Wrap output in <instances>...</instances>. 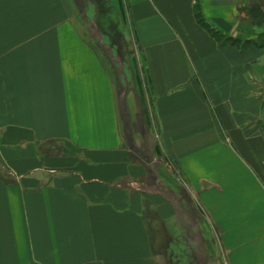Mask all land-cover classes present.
Wrapping results in <instances>:
<instances>
[{"label":"crops","instance_id":"1","mask_svg":"<svg viewBox=\"0 0 264 264\" xmlns=\"http://www.w3.org/2000/svg\"><path fill=\"white\" fill-rule=\"evenodd\" d=\"M178 258L264 264V0H0V264Z\"/></svg>","mask_w":264,"mask_h":264},{"label":"rangeland","instance_id":"2","mask_svg":"<svg viewBox=\"0 0 264 264\" xmlns=\"http://www.w3.org/2000/svg\"><path fill=\"white\" fill-rule=\"evenodd\" d=\"M97 4V7L99 8V10H102V4L101 2H96ZM111 14V15H110ZM110 14H107L105 12H100L97 16H96V20L97 22H99L100 20H103V23H104V20H107V23H104V24H101V23H98L99 25L96 26V29L99 27L102 28L100 30H104V29H107L109 30V32L111 33H114V36L116 38V40H113L114 41V53L119 55L121 53V47H119L117 44H119L118 41H121V38H120V32H122L125 36L126 34V43H125V46H128V48L130 49L129 51H133L135 49V44H136V39H135V32H134V25L131 21V18L127 15V18H126V23L124 22H118L117 19H116V16L114 14V11H111ZM119 32V33H118ZM124 43V42H123ZM124 57V56H122ZM126 59V58H125ZM127 60V59H126ZM125 60V61H126ZM140 65V64H139ZM128 68V66H126V69ZM187 203V202H186ZM186 205V204H185ZM192 208H194V211L198 212V204H194L191 206ZM187 227L189 228L190 226H186V227H183L182 230L184 231V233L186 234L182 239H188V235L187 233H190L189 229H187ZM191 230V229H190ZM187 232V233H186ZM199 238V237H198ZM165 245V244H164ZM166 246V245H165ZM192 249V247H189V248H185L186 252L190 254V250ZM190 257V256H189ZM179 259V258H178ZM168 260V258L166 259ZM175 260V258H174ZM183 260V261H182ZM185 260V261H184ZM193 262L192 264H196L197 263V258L194 259V258H186V259H182L180 258L179 259V263L182 262L183 264H190V262ZM173 263H175V261H173ZM178 264V263H177Z\"/></svg>","mask_w":264,"mask_h":264},{"label":"trees","instance_id":"3","mask_svg":"<svg viewBox=\"0 0 264 264\" xmlns=\"http://www.w3.org/2000/svg\"><path fill=\"white\" fill-rule=\"evenodd\" d=\"M96 2H99V3L101 2V4L104 5L106 3V0H96ZM105 13H106V11H105Z\"/></svg>","mask_w":264,"mask_h":264}]
</instances>
